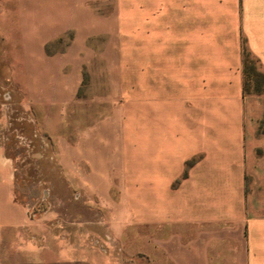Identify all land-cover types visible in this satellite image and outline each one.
Wrapping results in <instances>:
<instances>
[{
  "label": "crops",
  "instance_id": "obj_1",
  "mask_svg": "<svg viewBox=\"0 0 264 264\" xmlns=\"http://www.w3.org/2000/svg\"><path fill=\"white\" fill-rule=\"evenodd\" d=\"M0 42L22 129L0 115V264H264V96L244 72L246 49L264 73V0H3ZM131 52L137 67L120 65ZM108 53L149 70L134 102L148 123L79 120L83 71ZM19 147L53 160L86 211L32 215ZM129 225L137 261L115 240Z\"/></svg>",
  "mask_w": 264,
  "mask_h": 264
},
{
  "label": "rangeland",
  "instance_id": "obj_2",
  "mask_svg": "<svg viewBox=\"0 0 264 264\" xmlns=\"http://www.w3.org/2000/svg\"><path fill=\"white\" fill-rule=\"evenodd\" d=\"M70 38L71 36L61 39L59 43L52 44L50 50H54L59 44L63 46ZM130 49H134V47ZM115 56L113 53L95 54L94 68L83 71L82 84L78 93V118L86 121V117H88L92 118L94 122L101 121V118H104L105 121L108 118L109 124L114 126H121L124 122H130V124L137 126V119L138 121L141 119L143 123H148V117L144 114L140 115V111L137 110V105L134 102L137 99V85L139 91L142 88V95L144 89L148 88L149 70L112 68V66L118 65L113 63ZM125 56L126 63L120 65L137 67V53L131 52ZM102 61L106 62H103V64ZM104 65H109L111 68H102L101 66ZM11 73L12 71L9 69L2 53L0 42V115L7 114L8 118L5 119L7 124L11 126V129L21 133L20 93L19 87L10 84ZM245 91L247 94L264 96V73L257 64H252L250 67L249 75L246 77ZM144 111L142 112L144 113ZM124 112L125 121L123 120ZM118 116L119 121L116 118ZM16 136L10 138L13 143ZM19 136L21 137V135ZM257 136L264 138V119L259 123ZM15 151L19 156L18 176L25 181L22 183L19 197L29 205L32 215L39 216L44 210L55 205L65 217H69L70 209L77 201L78 212L83 213L86 211L84 202L80 198L76 200L75 193L70 189L68 180L63 174L60 175L61 171L53 160L39 161L32 159L33 156H37V149L27 152L19 147ZM51 155L52 152L47 150L46 156L50 157ZM41 183L42 185H39ZM43 197H45V200H42ZM144 201L143 197H133L131 202L135 205H132L131 208L134 211L140 209L141 205H145ZM50 233L53 236L54 232ZM101 235L98 231H95L91 237L90 245L92 246L93 242L92 248L95 255H105L111 249V246H108V250L105 248L109 241H107L106 236L100 238ZM115 240L122 247L118 252L134 255L136 256L134 259L137 261V227L127 226L126 235H120ZM61 247L66 254L77 250L74 245L63 244ZM119 249L116 248V251ZM76 252L74 251V253Z\"/></svg>",
  "mask_w": 264,
  "mask_h": 264
},
{
  "label": "trees",
  "instance_id": "obj_3",
  "mask_svg": "<svg viewBox=\"0 0 264 264\" xmlns=\"http://www.w3.org/2000/svg\"><path fill=\"white\" fill-rule=\"evenodd\" d=\"M252 64L259 65L258 62L252 58L251 54L245 49V51H244L245 85H246V77H247V75H249L250 67Z\"/></svg>",
  "mask_w": 264,
  "mask_h": 264
}]
</instances>
